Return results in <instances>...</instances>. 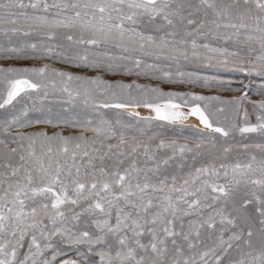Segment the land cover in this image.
I'll return each mask as SVG.
<instances>
[{
	"label": "snow or ice",
	"instance_id": "6c2138e0",
	"mask_svg": "<svg viewBox=\"0 0 264 264\" xmlns=\"http://www.w3.org/2000/svg\"><path fill=\"white\" fill-rule=\"evenodd\" d=\"M13 7L21 11L8 10L0 14V32H23L25 36L38 34L39 42L6 50L16 55L24 54L25 58H29L25 49H31L78 68L103 67L111 72L120 70L122 65L105 63V57L109 61L113 58L107 52H96L88 46L94 49L104 43H114L125 52L139 51L143 55L162 56L176 62L194 59L228 71L264 78V0H51V3L49 0H29L27 5L23 0H9L8 4L0 3V9ZM26 7L36 11L29 15L23 11ZM52 9L56 11L49 16ZM144 18L153 25V32H144L137 27ZM21 21L27 27L18 26ZM61 28L70 30L64 35L70 46L85 47L69 54L58 51L61 47L58 44L45 43L56 41L57 30ZM76 29L78 36L71 31ZM209 36L226 43L235 38L237 44H247L248 58L241 55L239 49L229 51L226 47L200 42V38ZM254 44L259 46L258 49L252 47ZM119 59H131L137 69L142 65L140 58L125 56ZM145 67L155 69V65ZM124 70L132 72L131 68ZM48 71V65L40 68L0 67L7 85L6 93L0 97V108L13 104L21 94L39 91L43 85L28 78L29 74L43 77ZM52 71L60 78L62 90L69 98L83 95L85 104L91 101L98 109H134L139 103L114 102V90L136 88L145 95L167 97L166 102H144L145 107L155 112L157 120L183 124L188 115L195 116L205 129L225 138L230 135V129L214 124L207 106L213 101L239 105L249 99L247 92L232 100H222L219 96L164 92L158 87L145 88L135 82L111 83L99 75L87 77L70 71ZM178 75L180 79L175 80L172 73L164 72L162 78L179 83L200 81L203 86L211 83L208 77L192 73L179 72ZM73 82L77 84L75 89ZM216 83L223 84L224 81ZM258 91L264 93V84ZM109 92L113 101L95 99L97 94ZM175 98L184 104L194 102L190 112L181 111V105L173 102ZM249 102L258 110L256 123L250 122L249 113L244 110L243 125L232 127L241 135H264V99ZM26 114L22 112L21 116ZM128 114L138 115L135 111ZM43 122L52 123L51 120ZM59 123L91 131L94 136L37 133L36 137L42 138L38 154L36 137L20 134V140L29 142L27 154L19 156L20 163L14 165L11 161L16 148L0 156L3 161L0 163L3 169L0 171V264H16L18 249L23 247L30 230L29 253L35 248L36 254H40L35 235L39 230L46 239L59 236L62 243L75 246L84 264H209L208 257L212 258V264H264V143L254 145L257 151L250 152L246 162L237 160L232 164L195 167L177 184L176 175L165 174L170 162L177 157L183 160L189 153L198 154L203 140L189 145L158 139L154 134L145 142L135 136L129 138L126 131L129 126L121 125L119 120L116 121L119 127L105 119L98 124L91 119L63 120L54 126L58 127ZM2 124L5 133L14 126H27L21 123L20 116L5 118ZM139 135L146 133L141 130ZM157 139V143H151ZM57 144L59 147H54ZM96 144L100 147H94ZM242 147L247 151L250 146L244 144ZM222 151L227 156L232 149L223 147ZM141 156L144 158L142 164ZM60 157H67L71 164L67 160L61 163ZM78 158L80 163H77ZM230 174L231 179L219 182L221 175L228 178ZM197 182L199 186L190 190ZM174 193L177 194L175 197ZM202 199H211L213 203L207 207L213 211L199 222H190L187 231L183 226L176 231L172 225L179 205L183 203L187 209L200 208ZM217 204L219 207H214ZM45 219L52 226L50 231H45L48 227ZM145 236L147 243L142 242ZM81 247H84L83 252L79 251ZM202 248L205 250L200 251ZM28 259L26 254L20 264H26ZM55 259L53 256V261ZM53 261L45 260L43 264H53ZM33 264L37 262L34 260ZM61 264L78 262L67 259Z\"/></svg>",
	"mask_w": 264,
	"mask_h": 264
},
{
	"label": "rangeland",
	"instance_id": "374dc122",
	"mask_svg": "<svg viewBox=\"0 0 264 264\" xmlns=\"http://www.w3.org/2000/svg\"><path fill=\"white\" fill-rule=\"evenodd\" d=\"M24 4L27 5L29 0H23ZM51 3V0H49ZM0 3L8 4L9 0H0ZM19 12L21 9L18 7H13L11 9H0V14H3L5 11ZM23 11L27 12L29 15L34 14L36 10L31 8H25ZM55 9H52L48 15L51 16ZM42 14V13H38ZM71 15V11L68 12ZM18 26L27 27L23 21L19 23ZM139 30L144 32H153V25H150L147 21V18H144L142 22L137 25ZM69 29H58L57 30V40L54 42L45 43H55L60 45L58 51H67L71 54L72 51H81L85 46L84 45H69V42L64 39L65 33L69 32ZM72 33L76 36L79 35V30H71ZM36 33H33L30 36H25L23 32L21 33H7L0 32V67H17V68H40L44 65H48L49 71L41 77L38 74H29L30 79L34 82L41 83L43 87L39 91L28 92L26 94H21L13 104L7 105L4 108H0V156L4 153H9L10 149L16 148L17 152L11 156L12 163L18 164L19 156L26 155L28 152V141L20 140L19 135L23 134L25 136H34L36 137L37 133H47L51 136L54 133H60L63 136H79L83 135L86 138H92L94 134L91 131H84L81 128H73L67 124L59 123V126L54 125L59 121L63 120H79L83 121L85 119H91L94 124H98L101 119L108 120L116 125V121L119 120L121 125H128L126 129L129 138L135 136L137 140H142L148 142V138L157 135L158 139L162 138L166 141L175 140L178 143H188L193 145L201 140L204 143L201 145L198 154L189 153L185 156L183 160L177 157L175 160L170 162V166L167 168L165 174H174L178 177L177 184L182 182V178L188 176V174L195 168L201 167L203 165L215 163L217 166L220 163L232 164L237 160L241 162H246L249 158L250 152H256L254 145L257 143H264V135L260 133H250L241 135L238 130L234 129L232 126L243 125L244 121L242 115L244 110H247L249 113V119L251 123H256V112L257 109L253 108L252 103L249 101H260L264 99V93L258 91L260 86L264 84V78L259 76H248L245 73L233 72L225 70L222 67H217L215 65H207L206 63H201L198 60L190 59L185 61L181 59L179 62L171 59H165L164 57H158L155 55H143L139 51H128L125 52L123 48L117 47L114 43H104L99 45L97 48L92 49L91 46H88L91 50L96 52H107L109 56L113 59L109 61L105 57V63L112 62L114 64L122 65L120 70L108 71L106 68H83L75 67L74 65H69L62 60L56 58L55 56L46 57L42 51L33 52L31 49H25L27 56L25 58L24 54L16 55L14 53H9L6 50L11 47L20 48L26 43L39 42L37 39ZM41 40L43 37L41 36ZM200 42L209 43L213 47H226L229 51L240 50L241 55H245L247 59V44H237L235 38L233 41H228L227 43L223 39L214 38L209 36L207 38H200ZM252 47L258 49V45H252ZM134 57L140 58L142 60V65L139 69L134 67L133 61L131 59H119L120 57ZM40 57V58H34ZM218 59H222L218 57ZM145 65H155V69H149ZM131 68L132 72L128 73L124 68ZM57 71H70L74 75H81L87 77H96L101 76L104 80H107L111 83L123 82L125 84H136L145 86V88L158 87L164 92H176V93H194L198 95L205 96H219L222 100H232L233 98L240 97L245 92L248 93V100L242 101L239 105L237 104H222L216 101H213L207 106V112L211 117V120L214 124L230 129V135L225 138L220 136L217 133H214L208 129L200 127L193 123H176L171 124L166 121H159L155 118V113H149L143 111L145 108L144 102H166L167 97L158 98L155 94L148 93L144 94L141 90L132 88L130 90H114L116 92V97L114 102H124V103H139L138 107L134 109H103L96 108L91 101L89 103H84L83 95L79 97L69 98L68 94L62 90L63 84L60 81V78L55 76L52 70ZM158 69V70H157ZM164 72H170L173 75V79L179 80V72L192 73L200 77H208L211 83L208 86H203L202 82L198 81L197 83H179L164 80L162 75ZM140 73V74H138ZM215 78V80H212ZM186 80V77L184 78ZM224 81L223 84H218L216 81ZM243 85H249L245 88ZM6 82L2 79V74H0V97L6 93ZM77 87L76 82L72 83V88ZM109 99L113 101L111 92L106 95H99L95 97L96 100L101 101L104 99ZM174 102H178L185 106H192L194 102L189 101L188 104H184L179 98H175ZM202 103V102H201ZM218 109H223V111H218ZM130 111H135L138 113L136 116L129 115ZM22 112L27 114L21 116ZM239 113V115H238ZM12 116H20L21 123L26 124L25 127L14 126L8 133H5L3 130L2 121L7 118L11 119ZM41 121L37 123L36 121ZM51 120L52 123H45L43 121ZM119 127L120 125H116ZM143 130L146 135H139L140 131ZM37 143L35 145L36 151L39 154L40 149V140L42 138L36 137ZM158 139L152 141L151 143L155 144L158 142ZM16 140L17 142H13ZM115 143L116 141H111ZM105 143H108L106 141ZM7 144V147H5ZM248 144L250 147L248 150H244L242 145ZM54 147H59V145H54ZM94 147L99 148L100 145L96 144ZM223 147H231L232 151L225 156L223 154ZM161 155H167V153H161ZM258 158L259 154L257 153ZM47 158H45L46 160ZM143 157H139V161L143 163ZM61 163H64L67 160L68 164H71V160L67 157H60ZM0 159V163H2ZM77 163H80L79 158ZM0 171H3L0 168ZM212 179H216L213 177ZM231 179V174L228 178L219 177V182L224 183L226 180ZM199 186V182L196 185L190 187V190H194L195 187ZM243 187V185L241 186ZM157 195L162 196L163 193H158ZM177 194H173L175 197ZM39 199V198H38ZM191 199V197H188ZM155 203H159L156 201ZM211 199L201 200V207L196 209H187V205L181 203L179 205V211L176 214V218L172 227L176 231L183 229L187 231L188 225L190 222H199L213 211L212 208L207 207L208 204H212ZM214 207H219V205H214ZM79 210V209H77ZM152 211H155L153 208ZM187 212V214H185ZM151 214V213H150ZM70 215V214H69ZM171 218V217H169ZM45 224L48 227L45 231H50L52 229L51 224L47 219H45ZM71 226V224H69ZM157 227H160L159 225ZM37 236V241L40 244V254H36V249L32 248L31 253H29V244L31 240V230L30 234L25 237L23 241V247L18 249L16 264H20L21 261H24L25 255H29V259L26 261V264H33L35 260L37 264H43V261H53V256L56 259L53 261V264H61L63 260L71 259L76 260L78 264H84V261L81 259L77 253L75 246H70L66 243L61 242V237L55 236L51 240L46 239L40 235L39 230L35 231ZM148 237L145 236L142 242L147 243ZM205 249H200L204 251ZM80 252L84 251V247L79 249ZM209 264H212V258L208 257Z\"/></svg>",
	"mask_w": 264,
	"mask_h": 264
},
{
	"label": "bare ground",
	"instance_id": "6f19581e",
	"mask_svg": "<svg viewBox=\"0 0 264 264\" xmlns=\"http://www.w3.org/2000/svg\"><path fill=\"white\" fill-rule=\"evenodd\" d=\"M174 102V101H173ZM175 103H177V104H180V103H178V102H175ZM181 105V111H183V112H185V113H188V112H190V108H191V106H185V105H182V104H180ZM143 111H145V112H149V113H155L151 108H148V107H145L144 109H143ZM184 123H193V124H195V125H197V127L198 126H200V127H203L200 123H199V120H198V118L197 117H195V116H191V115H188V117H187V119L184 121ZM204 128V127H203Z\"/></svg>",
	"mask_w": 264,
	"mask_h": 264
}]
</instances>
